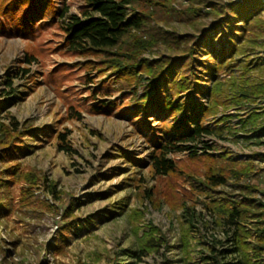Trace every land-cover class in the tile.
I'll return each instance as SVG.
<instances>
[{
  "label": "trees",
  "instance_id": "obj_1",
  "mask_svg": "<svg viewBox=\"0 0 264 264\" xmlns=\"http://www.w3.org/2000/svg\"><path fill=\"white\" fill-rule=\"evenodd\" d=\"M85 1L97 12L96 15L86 14L82 17L69 14L68 6L62 5L64 0H0V35L20 36L29 41L22 60L25 66L17 65L3 83L11 85L14 77L20 75L35 84L51 85L67 109L61 121L80 119L82 110L90 114L120 116L128 113L135 128L142 134L148 152L138 160H134L130 150H121V155L135 163L147 165L151 176H158L160 181L166 180L165 187L143 188L146 181L141 176L133 178L143 189L141 193L152 201L156 193L164 194L167 200L175 197L176 179L183 169H188L181 165L182 160L175 155L185 151L190 152L191 158H205L211 163L203 178L191 177L193 188L202 191L227 183L229 177L213 166L216 157L211 150L217 149V146L211 139L221 137L228 127V116L222 114L221 109L242 102L249 109L246 119L242 120L246 121L244 125L250 121L253 130L262 129L258 119L264 116V112L259 110L258 105L264 98V82L246 78L250 61L245 63V71L239 77L230 70L239 64L235 55L248 50L238 43L237 38L242 41L248 31L264 32V17L261 15L264 0H207L205 12L213 13L216 18L209 26H202L201 32L194 36L176 33L158 25L154 10H145L139 4L144 0ZM149 2L151 5H165L156 0ZM187 11L198 15L201 9L192 5ZM65 18L66 21L62 20ZM52 25L62 32L63 42L52 46L38 41ZM160 43L182 47L184 53L180 56L159 55L153 59L145 56ZM56 51L88 56L84 62H78L88 72L79 76L80 70L60 63L50 71L37 73L43 79L38 80L31 65L46 52ZM227 69L230 71L229 77L222 76L221 71ZM103 75L105 77L100 80L99 86L84 89L89 91L84 98H73L72 94L82 93L75 85L62 89L64 84L75 78L95 82L96 77ZM120 81L126 82L128 87L121 90L119 97L99 98L98 93L111 95L115 88H119L114 83ZM9 97L0 94L1 223L12 209V197L8 193L10 183L18 180L29 183V186H23L21 199L25 202L38 179L34 173L23 171L20 161H13L29 150L26 137L37 134L40 139H56L59 149L69 154L78 153L71 143V129L67 126L57 128L54 124L38 127L13 115H3L1 111L9 103ZM125 97H129L127 104L121 100ZM259 155L264 159V152ZM116 170L118 167L109 171ZM101 175L108 177L111 174L101 172ZM50 185L52 193L57 195L56 184L51 182ZM235 186L239 193L224 197L218 195L209 198L206 203L214 227L220 228L224 234L222 238L212 234V253L208 256L212 264H264V191L257 189L255 184L239 181ZM256 190L261 192V198L256 197ZM111 191H102L97 195L107 197ZM78 203L70 204L65 216L74 218L61 228L62 235L78 227L79 220L73 211ZM182 205L185 214H190V225L195 226L194 219L198 217L196 211L184 203ZM250 215L257 217L254 229L244 222ZM191 226L187 227L190 229ZM4 229L0 228V235ZM187 234L188 230H184L180 245L185 253L191 246ZM252 234L255 239L249 241L248 237ZM144 237H140V241ZM3 240L6 241V237ZM50 246L58 249L62 243L54 240ZM151 248V244L143 242L140 253L132 248L129 251L132 257L144 254Z\"/></svg>",
  "mask_w": 264,
  "mask_h": 264
},
{
  "label": "rangeland",
  "instance_id": "obj_2",
  "mask_svg": "<svg viewBox=\"0 0 264 264\" xmlns=\"http://www.w3.org/2000/svg\"><path fill=\"white\" fill-rule=\"evenodd\" d=\"M156 1L165 5H151L149 0L139 4L145 10H154L158 25L176 33L194 36L201 32L202 26H209L216 18L213 13L205 12L207 0ZM62 5L68 6L69 14L82 17L97 14L85 0H64ZM192 5L201 9L198 15L187 11ZM261 15L264 17V12ZM63 40L64 36L56 25H52L38 39L52 46L61 44ZM237 40L248 50L235 55L239 64L230 71L239 77L245 71V63L250 61L246 78L264 82V32L248 31L242 41ZM28 42L24 37L0 35V94L10 96L9 103L1 112L38 127L67 126L71 129V143L78 153L69 154L59 149L56 139H40L37 134L26 137L29 150L13 161H20L23 171L34 173L38 179L25 202L21 199L23 186H29V183L18 180L9 185L12 209L3 218L4 223L0 222V228L5 227L0 235V264H212L208 256L212 253V234L218 238L224 234L220 228L214 227L206 203L209 198L218 195L224 197L239 193L235 186L237 181L255 184L257 189L264 191V159L259 155L264 152V116L258 119L262 129L253 130L250 121L245 125L246 121H242L249 110L244 102L221 109L222 114L228 116V127L221 137L211 139L217 146L211 153L216 157L213 166L224 172L229 181L215 189L200 191L193 188L191 177L203 178L211 163L205 158L189 157L188 151L181 152L175 157L182 160L181 165L188 169H183L176 179L175 197L167 200L164 194L156 193L152 201L141 193L143 189L133 178L141 176L146 181L143 188L165 187L166 180L160 181L158 176H151L147 165L121 155V150H130L134 160H138L148 152L142 134L137 131L128 113L120 116L90 114L82 110L80 119L61 121L67 109L51 85L35 84L20 75L14 77L11 85L3 83L17 65L25 66L22 60ZM183 53L182 47L160 43L145 56L153 59L159 55L180 56ZM88 58L60 51L46 52L31 68L37 74L63 63L80 70L78 75L82 76L88 71L78 62ZM230 71H221V75L229 77ZM103 77L105 75L96 77L95 82L75 78L64 84L62 89L75 85L82 93L72 94L73 98H84L89 94L84 89L99 86ZM36 78L43 80L40 74ZM114 84L119 88H115L111 95L97 94L101 100L119 97L121 90L128 87L126 82ZM121 100L127 104L129 97ZM258 106L264 112V98ZM116 167L118 170L109 171ZM101 172H110L111 175L104 177ZM51 182L56 184L57 195L51 191ZM111 189L107 197H98L99 192ZM255 194L261 198L260 191L256 190ZM72 202H79L73 210L79 224L67 235H62L61 228L74 218L65 216ZM183 203L198 215L193 227ZM256 220V215H250L244 222L254 229ZM187 226H191L190 229ZM184 230H188L191 242L188 253L180 248ZM140 237H144L143 240L140 241ZM254 239V234L248 237L249 241ZM54 240H59L62 246L52 249L50 244ZM143 242L151 244L152 248L131 257L129 248L140 253Z\"/></svg>",
  "mask_w": 264,
  "mask_h": 264
}]
</instances>
